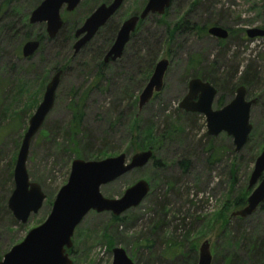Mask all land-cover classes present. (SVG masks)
I'll return each mask as SVG.
<instances>
[{"label":"rangeland","instance_id":"rangeland-1","mask_svg":"<svg viewBox=\"0 0 264 264\" xmlns=\"http://www.w3.org/2000/svg\"><path fill=\"white\" fill-rule=\"evenodd\" d=\"M42 1L12 0L14 17L32 11ZM98 1H81L75 14L67 15L68 21L82 18L83 23ZM146 1L124 0L114 22L121 24L131 15V10L139 11ZM194 1L172 0L163 21L172 27L187 19L206 29L209 22L219 21L235 33L220 43L207 34L181 30L170 45L165 43L166 26L158 22L160 17L147 19L139 28L135 44L125 49L119 60L107 64L100 71L98 81L94 50L104 45V33L95 35L89 42L94 50L72 54L79 56L71 60L48 38L39 43L32 57L23 58L25 31L16 27L12 33L0 32V260L31 229L45 221L56 193L67 181L73 160L99 161L125 154L128 161L135 153L146 150L153 153L147 165L101 186L100 194L118 199L139 180L149 184V193L139 206L118 216L116 223L111 222L110 213L89 212L72 236L68 253L72 264H110L114 247L124 249L134 264H191L185 256L189 248H194L196 264L198 247L205 240L210 241L213 258L223 249L226 239L221 236L220 228L230 213L236 211L230 209L225 213L224 207L242 190H247V197L251 193L254 187L247 188L249 176L263 148L264 38L249 40L245 31L263 24L264 0H200L192 7ZM41 33L45 34L43 24L32 25L27 33L31 36L28 41ZM144 38H148L146 45L156 52V62L166 59L169 67L161 92L138 111V95L151 75L142 80L137 70L136 49L142 47ZM190 61H195L196 69L203 70L214 84L217 94L213 110L220 108L218 100L223 105L230 102L239 86L245 88L246 100H255L249 112L252 129L239 152L234 151L232 138L225 133L216 137L206 134L204 116L189 113L191 116L184 117L179 109L191 79ZM56 69L63 74L54 106L31 140L26 160L29 180L40 186L45 200L41 209L21 224L7 208L13 190V166L28 120ZM245 72L255 75L253 80H248L249 84L240 82ZM233 86L235 89L230 91ZM83 96L81 133L76 137L81 157L77 158L66 128L72 119V106ZM133 116L139 120L140 130L153 125L157 133H162L173 130L172 125L177 124L183 126V133L157 141L153 148L136 149L135 144L143 136L132 127ZM100 152L104 155L100 156ZM211 155L215 156L214 161L208 162ZM156 161L162 166L156 167ZM183 161L187 162L186 170L179 165ZM242 220L241 229H254L264 235V211L258 208Z\"/></svg>","mask_w":264,"mask_h":264},{"label":"water","instance_id":"water-1","mask_svg":"<svg viewBox=\"0 0 264 264\" xmlns=\"http://www.w3.org/2000/svg\"><path fill=\"white\" fill-rule=\"evenodd\" d=\"M81 1L43 0L30 12L28 24H43L45 35L53 40L63 26L61 12H73ZM123 2L124 0H111L108 4H100L93 10L74 32L73 55L78 54L94 38L118 12ZM171 2L172 0H147L140 12L126 18L119 25L115 38L103 57V63L108 64L120 59L139 22L149 16H163ZM206 33L218 40H226L229 36L226 28L217 25L210 26ZM245 34L249 40L264 38V30L260 28L248 29ZM38 47L39 42L36 40L25 42L21 47L22 57H32ZM168 67L169 61L166 59H160L155 63L146 85L138 95V111H141L155 94L161 92ZM62 74V70L55 71L45 85L41 101L28 120L14 162L13 190L7 199V208L13 218L21 224H25L31 215L36 214L45 200L40 186L29 180L26 160L31 140L41 129L54 106L55 92ZM216 94L211 84L199 78H192L188 81L187 93L180 101L179 109L185 113L204 116L206 134L216 137L220 133H225L232 138L234 151L239 152L246 144L252 129L249 112L255 100H246V90L239 86L230 102L213 110L212 103ZM152 158V151L146 150L135 153L128 161L125 154L99 161L73 160L67 181L56 193L45 221L31 229L20 243L5 253L0 264H72L67 250L72 248L75 228L89 212H106L118 217L139 206L150 190L146 181L139 180L127 188L120 198L108 199L100 194V187L133 170L143 168ZM247 188L253 189L245 199L244 206L231 212L229 219H245L264 203V141L262 151L254 160ZM111 254L110 264H134L120 247H114ZM212 259L210 241L205 240L198 247L196 264H211Z\"/></svg>","mask_w":264,"mask_h":264},{"label":"trees","instance_id":"trees-1","mask_svg":"<svg viewBox=\"0 0 264 264\" xmlns=\"http://www.w3.org/2000/svg\"><path fill=\"white\" fill-rule=\"evenodd\" d=\"M12 0H2V2L0 3V32L3 31L5 33H7L9 30L12 31L16 29V27L23 29L25 31L26 34H23V41H28L31 40V36H29V34H27L29 32V30L32 28V25L28 24L27 21V17L29 15V13L31 12V10L28 13H25L23 15H20L19 17L15 18L14 16L16 15L15 12V8L12 6ZM83 1V0H82ZM200 0H195L191 5L196 6V4L199 2ZM110 2V0H99L98 2L95 3V6H93L89 12L86 14V16H89L94 8L100 4H108ZM37 3V2H36ZM35 3V4H36ZM36 6V5H35ZM122 7V6H121ZM34 9V8H33ZM121 9V8H120ZM119 9V10H120ZM142 9V7H141ZM141 9L139 11H137L136 9L131 10L130 14L131 15H136L138 12L141 11ZM169 9V8H168ZM168 9L165 11L163 16H160V18L158 19L159 23H163L166 26V30H165V43H171L170 45L173 44L174 42V37L177 34V32H181V30L184 33H190V34H199V33H203L206 34V26L204 27H199L196 23H191L189 20L187 19H183L181 21V24H175L174 26L170 27L168 26L164 21V16L167 13ZM259 10H262L261 8H257ZM118 10V11H119ZM74 10L73 12H71L72 14H75ZM71 13H63L62 14V20H63V26L61 28V30L59 31L58 35L56 36L55 39H53L52 41L55 42V44H58L59 48H61V50H64L67 54V56L72 60L74 58H77V56H73L72 54V45L75 41L74 38V32L77 28H79V26L82 24V18L78 19L74 22H69L67 15L71 14ZM118 13V12H117ZM117 13L97 32V36H99L101 33H104V37L103 38V42L104 45H102L100 48L98 49H92L91 47H93V45L91 43H88L81 51L80 53L85 52V50L87 49H92L94 50V55H96L97 57V64H96V68H97V74L95 77H97V81L100 79V71L106 67L107 64L103 63V57L106 54L107 50L109 49V47L111 46L116 32L119 28L120 22H114V18L117 15ZM130 15V16H131ZM74 16V15H73ZM156 16H149L147 19H154ZM146 19V20H147ZM2 20L5 21V23L2 22ZM144 20V21H146ZM144 21L139 22L138 26L136 27L134 33L131 34L130 37V41L127 44V46L125 47V49H129L130 47H132L133 44H135V40L137 38V33L139 32V28L140 26L144 23ZM209 26H213V25H217V26H222L224 28H226L229 31V36H232L235 32H233V30H231L228 27H225L222 25V23H220L219 21H211L208 23ZM207 25V26H208ZM260 29L264 30V22L263 24L260 26ZM44 39H47L46 35L41 33V34H37L34 37V40H38L39 43L41 44ZM148 38H144L141 41V46H139L136 49V54H137V61H138V72L142 78V80H146V78L151 74L153 67L156 63V57L157 54L155 51H153L151 49V47H148V45H146ZM220 43H222L224 40H218ZM140 43V42H138ZM157 46L160 44L159 40L156 41ZM154 46V45H152ZM19 53V52H18ZM79 53V54H80ZM119 60V59H118ZM117 61V60H116ZM113 62H110L108 64H111ZM62 69V68H60ZM57 70V69H56ZM54 70V71H56ZM64 70V69H63ZM188 77L189 78H199L202 81L208 82L209 84H211L212 86H214L213 82L211 81L210 78H208L203 70L198 71L196 69V64L195 61H190V65L188 66ZM255 77L254 74H250L248 75L246 72L243 73L240 77V82L244 83V82H248V80H253ZM97 83L95 82V85ZM44 85V82L42 83V86ZM41 86V87H42ZM232 89H235V86H233V88L230 89V91H232ZM127 89L124 90V94H127L128 91H126ZM156 95V94H155ZM154 95V96H155ZM85 96H83V98H80V100H78L77 103H75L72 106V119L70 121V123L68 124V127L66 128V133L69 134L71 136L70 142L72 143V145L74 146V153L76 155V157H81V152L78 149L80 143L78 141V139L76 138L80 133V126H81V120L83 117V99ZM136 103V99L134 100ZM219 107L223 106V102L220 100H218L217 102ZM184 117L187 116H191L189 115V113H183ZM117 121H119V118L117 119ZM140 124H139V120L137 118H135V116H133L132 118V127H135L136 130H138V134L142 135L143 138H141L136 144V149H145V148H153L154 145L156 144L157 141L160 140H169V137L172 136H177L178 134L181 135L183 133V126H178L177 124L172 125L173 130H163L162 133H157L155 131V128L153 125H149L147 127H143L139 128ZM42 133V132H41ZM45 135L47 134L46 132H44ZM42 133V134H44ZM106 153V152H104ZM104 155L101 154L100 152V156ZM214 155H211L208 158V162H212L214 161ZM154 165L156 167H161L162 163L161 162H154ZM179 165L186 170L187 168V162L183 161L180 162ZM247 190H242V192H240L233 200L229 201L226 203V206L224 207V211L225 213H227V211H229L230 209L233 210H239L244 206V201L245 198L247 197ZM259 210L264 211V203L259 207ZM225 219L227 217H224ZM111 222L112 223H116L117 221H119L118 217H114V216H110ZM243 220L238 219V218H234V220L230 221V219H226V221H224V224H222L220 230H221V236H223L226 240L223 244V249L219 252V256L216 254V256L213 258L212 264H264V235L257 233L256 231L253 230H246V229H241L240 228V224L242 223ZM71 250V249H70ZM70 250H67V252H71ZM194 248H189L188 252H186V260H191V264L195 263V257H194ZM184 256V257H185ZM219 259V261H218Z\"/></svg>","mask_w":264,"mask_h":264},{"label":"flooded vegetation","instance_id":"flooded-vegetation-1","mask_svg":"<svg viewBox=\"0 0 264 264\" xmlns=\"http://www.w3.org/2000/svg\"><path fill=\"white\" fill-rule=\"evenodd\" d=\"M171 6V5H170ZM170 8V7H169ZM228 33H229V31H228ZM207 34V33H206ZM228 39V38H227Z\"/></svg>","mask_w":264,"mask_h":264}]
</instances>
